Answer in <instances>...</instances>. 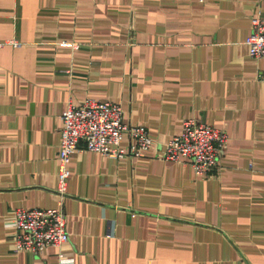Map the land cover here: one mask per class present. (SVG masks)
Here are the masks:
<instances>
[{"label":"crops","instance_id":"obj_1","mask_svg":"<svg viewBox=\"0 0 264 264\" xmlns=\"http://www.w3.org/2000/svg\"><path fill=\"white\" fill-rule=\"evenodd\" d=\"M259 16L264 0H0V42L19 43L0 48V264H264ZM85 98L119 104L152 147L73 153L60 199V117ZM187 119L228 137L205 177L162 159ZM60 200L68 242L15 252L14 210Z\"/></svg>","mask_w":264,"mask_h":264},{"label":"built area","instance_id":"obj_2","mask_svg":"<svg viewBox=\"0 0 264 264\" xmlns=\"http://www.w3.org/2000/svg\"><path fill=\"white\" fill-rule=\"evenodd\" d=\"M251 33L245 43L255 59L264 57V17H253ZM19 43L12 40L0 42V48ZM119 104L85 98L76 106L68 99L61 115L62 128L58 146L56 192L65 196L69 177V162L75 152H94L111 159L142 158L151 150L152 139L144 126L127 125L122 120ZM124 134L130 142L123 146ZM228 142L220 129L187 119L182 131L165 145L162 159L189 167L196 177H205L218 168L220 157ZM65 213L61 200L56 207L41 209L17 208L13 213L15 252H28L39 256L46 247L60 249L69 240L65 229ZM62 263H65L60 256Z\"/></svg>","mask_w":264,"mask_h":264}]
</instances>
